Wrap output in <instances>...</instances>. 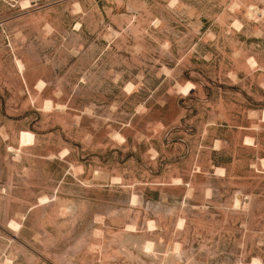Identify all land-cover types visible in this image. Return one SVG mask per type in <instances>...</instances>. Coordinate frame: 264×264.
Here are the masks:
<instances>
[{"label":"rangeland","instance_id":"1","mask_svg":"<svg viewBox=\"0 0 264 264\" xmlns=\"http://www.w3.org/2000/svg\"><path fill=\"white\" fill-rule=\"evenodd\" d=\"M256 263L264 0H0V264Z\"/></svg>","mask_w":264,"mask_h":264},{"label":"bare ground","instance_id":"2","mask_svg":"<svg viewBox=\"0 0 264 264\" xmlns=\"http://www.w3.org/2000/svg\"><path fill=\"white\" fill-rule=\"evenodd\" d=\"M219 171H220V170H219ZM219 171H218V172H219ZM13 226H15V225L13 224ZM13 226H12V227H13ZM129 229H131V227H130ZM146 244H147V243H146ZM146 244H145V245H146ZM148 244H149V243H148ZM150 245H151V244H149V246H150ZM149 246L146 245V249H148V250L150 251V249L152 248V246H151V248H150ZM144 248H145V247H144ZM146 249H145V250H146ZM256 264H257V263H256Z\"/></svg>","mask_w":264,"mask_h":264}]
</instances>
